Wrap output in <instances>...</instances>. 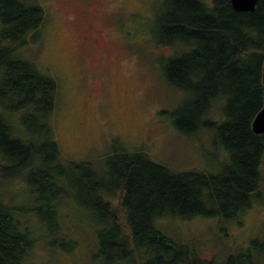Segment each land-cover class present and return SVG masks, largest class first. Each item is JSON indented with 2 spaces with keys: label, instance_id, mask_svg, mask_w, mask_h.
Segmentation results:
<instances>
[{
  "label": "trees",
  "instance_id": "16d2710c",
  "mask_svg": "<svg viewBox=\"0 0 264 264\" xmlns=\"http://www.w3.org/2000/svg\"><path fill=\"white\" fill-rule=\"evenodd\" d=\"M158 1V42L183 47L165 62L164 77L190 96L175 127L189 135L215 129L225 152L222 170L174 173L138 152L111 157L106 168L63 167L52 126L58 84L22 55L44 29V10L0 0V183L22 180L37 205L25 211L46 214L51 233L62 228V202L79 194L80 216L97 225L102 264H258L249 248L219 261L202 259L190 239L170 237L160 222L232 220L264 199V134L251 129L264 106V0L251 12L234 11L228 0ZM218 103L219 119L212 116ZM20 214L0 195V264H25L31 250Z\"/></svg>",
  "mask_w": 264,
  "mask_h": 264
},
{
  "label": "rangeland",
  "instance_id": "374dc122",
  "mask_svg": "<svg viewBox=\"0 0 264 264\" xmlns=\"http://www.w3.org/2000/svg\"><path fill=\"white\" fill-rule=\"evenodd\" d=\"M24 1L44 10V29L22 55L58 84L52 126L66 156L63 167L86 162L106 168L111 157L138 152L174 173L222 170L224 151L217 147L215 129L189 135L175 127L190 96L164 77L165 62L183 47L158 42L160 1ZM220 109L216 104L213 118L220 117ZM147 140L150 145L143 144ZM0 195L22 213L31 233L25 264H102L96 257L97 225L80 216L79 194L73 196L74 204L62 202V228L54 233L46 214L25 211L37 205L22 180L1 182ZM160 223L170 237L190 239L202 259L219 261L249 248L264 264V199L232 220L169 218ZM69 242L71 247L64 249Z\"/></svg>",
  "mask_w": 264,
  "mask_h": 264
},
{
  "label": "water",
  "instance_id": "95a60500",
  "mask_svg": "<svg viewBox=\"0 0 264 264\" xmlns=\"http://www.w3.org/2000/svg\"><path fill=\"white\" fill-rule=\"evenodd\" d=\"M234 11L251 12L254 10L259 0H228ZM262 83L264 85V62L262 65ZM252 132L255 134H264V106L256 114L251 123ZM262 181L264 184V166L262 171Z\"/></svg>",
  "mask_w": 264,
  "mask_h": 264
},
{
  "label": "flooded vegetation",
  "instance_id": "af4514ba",
  "mask_svg": "<svg viewBox=\"0 0 264 264\" xmlns=\"http://www.w3.org/2000/svg\"><path fill=\"white\" fill-rule=\"evenodd\" d=\"M149 141H150V140H149ZM149 141L147 140V141L143 142V144L145 143L146 145H147V144L150 145V142H149ZM143 144H142V145H143Z\"/></svg>",
  "mask_w": 264,
  "mask_h": 264
}]
</instances>
